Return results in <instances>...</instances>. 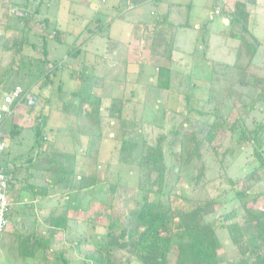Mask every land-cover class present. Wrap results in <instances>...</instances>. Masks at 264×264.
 Segmentation results:
<instances>
[{
    "label": "trees",
    "instance_id": "1",
    "mask_svg": "<svg viewBox=\"0 0 264 264\" xmlns=\"http://www.w3.org/2000/svg\"><path fill=\"white\" fill-rule=\"evenodd\" d=\"M257 1L235 0L220 8L219 13L229 17L228 28L205 33L201 56L211 70L205 71L204 79L186 77L172 66L176 29L185 26L186 19L174 22L171 10L154 17L150 46L167 63L156 66L153 86L164 98L175 93L183 102L174 109L144 103L141 114L134 111L131 116L117 109L119 123L113 133L117 163L137 169L130 205V186L102 177L95 166L102 128L111 126L108 119L115 118V106L131 99L115 97L105 107L104 96L92 91H64L60 76L68 60L76 61L87 53L83 43H76L83 33L89 39L108 22L92 27L93 20L87 22L54 61L49 57L48 40L66 41L57 19L50 15L48 0H0L3 8L17 3L24 8L20 15H6L2 23L0 84L16 66L25 65L24 56L29 68L40 62L41 69L27 90L34 84L39 89L50 87L49 96L69 92L74 100L60 98V111L74 116L81 128L75 135L79 140L88 138L83 151L45 144L46 116L40 114L30 125L34 140L25 153L9 158L6 144L0 166L7 176L6 218L15 224L11 237L18 259H32L36 264H264V207L255 202L264 196V76L250 72L262 45L251 29ZM204 32L199 31L197 41ZM215 49H234V53L229 59H211ZM91 66L90 60L82 59L80 68L69 70L70 78L83 82ZM234 69L239 75L230 91L242 89L238 104L228 109L214 95L213 83L221 76L225 82ZM29 94L20 105L32 106L38 96ZM17 106L16 100L12 109ZM150 108L159 110L160 116L147 119ZM15 112L2 122L5 143L24 130L15 122ZM54 196L66 197L67 202L51 209L39 206L38 201ZM93 202L103 206L106 223L100 224L101 233L94 231L96 222L70 216L72 211H87ZM80 224L88 225L86 232ZM219 231L226 232L227 244H248L235 256L224 255L228 247ZM221 248L224 252L218 253Z\"/></svg>",
    "mask_w": 264,
    "mask_h": 264
},
{
    "label": "rangeland",
    "instance_id": "2",
    "mask_svg": "<svg viewBox=\"0 0 264 264\" xmlns=\"http://www.w3.org/2000/svg\"><path fill=\"white\" fill-rule=\"evenodd\" d=\"M85 1L89 2L90 6H87ZM91 1L95 4V6L91 5ZM170 1L173 0H166L165 2ZM193 1L202 4L206 0ZM260 1L262 7L259 6V8L256 9L257 13L254 15L255 21L251 24V29L255 32L254 34H257V37L261 40L262 45L258 49L250 72L263 77L264 0ZM154 2V0H150L148 5L135 10L133 9L136 6L133 9L128 10L125 5H123L122 7H124V10H122V12H116L115 9L112 8V5H116V0H108L104 4V7H101V9L97 6L101 3L100 0H48L50 15L57 19L58 28L63 30L66 41L64 43L53 39L48 40L49 57L54 61H58L63 56L67 43L73 41L75 35L80 30L85 28L87 22L93 20L90 23L92 24L90 27L95 26V24L97 25L98 23L104 24L108 22L106 26L104 25L99 34H95L89 39L87 38V32L83 33L82 37L79 39L80 41L78 40L76 43H83L87 55H81L76 61L68 60L69 63L66 65L67 68L62 71L60 76L63 80L64 91L77 89H81L85 93L92 91L95 94L104 96L103 106L105 107H107L111 102V99L115 97L121 98L122 96H125L131 99L129 101L123 100L121 105L118 103L113 112L115 118L108 119L111 126H104L102 128V138L98 145V164L95 166V170L99 171L102 177L110 180L117 178L130 186L127 198V204L130 205L133 203L130 197L132 194L134 195V192L131 188L137 182V169L131 165L117 163V143L113 140L114 128H116L119 123V119L116 118V114L118 112L117 109L121 107L120 113L122 115L127 114V116H131L134 111L141 114L144 103L147 105L157 106L159 109H163L164 107L174 109L181 106L183 102L182 97L176 96L175 93H171L169 96L164 98L160 91L153 86L155 82L154 72L156 70V66L159 65L158 63H167V61L163 57L155 54L153 49H151V30H147L146 32L139 26L137 27L138 30L134 32L139 34L138 38L131 39V37L134 36L133 31H135L132 27L133 24L137 25L145 17H148V19L151 20L152 18L158 16V8L156 6L157 3ZM194 11L197 12L202 10L195 9ZM21 12H24V8L18 3L15 5L11 4L6 8L1 7L0 3V32L2 31V23L4 22L6 15L11 13L12 15H20ZM118 13H120V15ZM171 13L174 14V11L171 10ZM257 17H259V23ZM171 18L174 22H183L184 20V18L175 19L173 18V15ZM202 25L203 24L200 23V30L208 29V27ZM150 26L152 28V21L150 22ZM203 36L204 37H201L200 39L201 42L206 41L205 34H203ZM84 40L87 41L85 42ZM128 44L130 46H128ZM233 44L234 43H232V45ZM177 45L179 48L184 50L185 55L183 56L179 53L174 54V51V61L172 66L178 70V72H182L181 74H185L186 77H198L200 79L207 77L208 74L206 72L211 70L209 62L206 63L205 59H203L201 55L191 52L193 51L192 46L190 47L189 42H184L182 39L180 40V37H177ZM233 53L234 49H232V51L226 50L224 52L220 49H215L210 53V58L229 59L233 56ZM27 58V56H24L21 59L22 62L25 63L24 66H21V68L16 66L15 69L5 77L4 82L0 84V99L4 93L11 91L17 85L24 88L27 93L32 92L38 96L34 106L27 104L19 105V110L15 113L14 120L18 124L24 126V130L19 134V136L6 139L7 142L9 141V143L12 144L18 137L19 142H16L15 144H20V149L18 151L20 155L26 152L34 140L30 125L33 123L34 118L41 116L40 114L46 116L45 128L43 129V132L45 133L44 135H48L50 139L45 141V144L48 143L58 146L60 144L59 141H63L60 144V147H63V143L68 144V140L70 141L67 137L69 135L75 136L77 129H81L79 128L80 126L75 124L74 116L72 114L70 115L60 111L62 106L60 107L59 102L61 99L69 101L74 100L73 96L69 95V92H55L53 94L51 93L49 96L50 87L39 89L38 86L34 84L31 89L27 90L28 86L32 84L33 77L41 69L40 62L38 61H35L33 66L29 68V61ZM82 59L87 61L90 60V63L92 64L91 67L86 68L88 70V74H84L86 77L83 82L78 79H71L69 76V70L81 67ZM192 60H198V62L193 64ZM221 67L222 65H219L218 68L220 69ZM2 70L3 67L0 66V74ZM238 73V70L234 69L226 78L227 80L225 82L221 76L219 81L216 80V82L213 83L214 95L217 97V100H219V98L223 100L228 109L232 108L234 103L238 104L237 99L242 88L239 87L230 91V87L232 85L231 83L236 80L239 75ZM103 74L106 79L101 78ZM78 77H80L79 74ZM58 78L59 77L54 78L56 83ZM197 82L199 86L202 85L200 80ZM95 83L98 84L96 85L98 88L93 87V84ZM52 86H54V84ZM132 89L135 91V96H132L131 94ZM46 99H49V101H44ZM57 100H59L58 103H56ZM158 111H154L152 108L148 109L146 112L147 119L150 118L154 120L155 118H158L160 116V112ZM254 113L258 117H262L263 115L258 111ZM66 134L69 135L66 137ZM56 137H58V140H56ZM83 138L85 140L88 139L87 137ZM81 150L83 151V149ZM255 202L256 205L264 207V196L257 199ZM63 203L64 202H49L50 205L48 207L51 209L53 206L62 205ZM213 208L216 209V205H214ZM221 211L222 210H219V212ZM42 214H44V212ZM70 216L72 219L77 221L91 220L96 222L97 227L94 231L97 233H101L103 231L100 224L103 225L106 223L103 214V206L96 202L91 203L87 211H72L70 212ZM14 225V222L10 220L7 228L0 235V264H36V262L32 259L20 260L15 256L11 237V232L15 228ZM80 227L83 233L88 229L87 224H82V226L80 224ZM219 236L226 242L227 234L225 231H219ZM247 244L248 243L245 241L242 246H247ZM227 247L228 248L225 249V252L223 250L224 248H221L218 253L224 252V255L232 257L238 254V249H241L240 246L234 247L229 243L227 244Z\"/></svg>",
    "mask_w": 264,
    "mask_h": 264
},
{
    "label": "crops",
    "instance_id": "3",
    "mask_svg": "<svg viewBox=\"0 0 264 264\" xmlns=\"http://www.w3.org/2000/svg\"><path fill=\"white\" fill-rule=\"evenodd\" d=\"M108 0H105L104 2H101L100 4H98V8L101 9V7H104V4L107 2ZM150 0H145L139 4L136 5V7L133 9H138L141 8L145 5H148ZM157 4V8H158V14L166 12L167 10H173L174 14L173 18L175 19H179V18H184L186 19V24L183 27H180L179 29H177V33H176V37H180V40L182 39L184 42H189L190 47L192 46V50L191 52L196 53L197 55H201V50H202V46H203V42L197 41V38L199 36V31H200V23L203 24L202 26H206L208 27V29L205 30L204 34L207 32H220L222 30H226L228 28V23H229V17H227V14H220V8H226L228 6H231V4L235 1V0H206L204 3L199 4L196 3L193 0H173L170 2H165L166 0L162 1V0H154ZM232 1V2H231ZM154 2V3H155ZM85 3L87 4V6H90V3L85 1ZM115 3V2H114ZM113 4V1H112ZM258 7L261 6V1L258 0L257 1ZM91 5L95 6V4L91 1ZM124 5L123 0H116V5H112V8L115 9V11H120L122 12V10H124V7H122ZM197 9H201L202 11H197L195 12L194 10ZM216 10H219L218 12H216ZM228 10V9H227ZM257 13V11H256ZM120 15V13H118ZM117 14V15H118ZM229 14V13H228ZM256 15V14H255ZM258 16V15H257ZM154 18H152L151 20L148 19V17H145L142 21H140L137 25L133 24V33L136 32L137 27H141L142 29H144L146 32L147 30H151V26H150V22L153 21ZM258 19V23H259V17H257ZM147 22V23H145ZM200 22V23H199ZM257 23V22H256ZM255 23V24H256ZM144 24V25H143ZM131 25V24H130ZM143 26V27H142ZM148 27V28H147ZM255 33V32H254ZM208 34V33H207ZM257 36V34H255ZM139 34L138 33H134V36L131 37L132 38H138ZM128 46H130L128 44ZM175 53H179L181 55H185V52L182 48H179L177 45V50H174ZM183 53V54H182ZM176 57V56H174ZM181 57V56H180ZM174 59V58H173ZM193 61V64L195 62H198V60ZM208 61H206L207 63ZM160 64V63H158ZM163 64V63H161ZM34 104H36V100L34 103H32V106H34ZM19 110V108H17L16 112ZM15 112V113H16ZM69 134H66V137ZM67 138L70 139V141L68 140V144L67 143H63L64 146L60 147V144L63 142L59 141V145L56 147L59 148H69V149H77V150H81L85 148V142L86 140L81 137V139L79 140L76 136H71L69 135ZM50 140L49 136L46 135V141ZM56 140H58V137H56ZM65 141V140H64ZM16 142H19L18 137L16 138V140L10 144L9 141L6 142L7 146H8V155L9 158H14L16 156H19L20 154L18 153L19 149H20V144H15ZM66 142V141H65ZM76 145V146H75ZM28 196H26L27 198ZM19 202H28V201H24V200H20ZM37 202V201H35ZM39 206H41L42 208L45 206H49V202H67L66 197H62L61 199L58 198L57 196H54L50 199H46L43 201H38Z\"/></svg>",
    "mask_w": 264,
    "mask_h": 264
},
{
    "label": "built area",
    "instance_id": "4",
    "mask_svg": "<svg viewBox=\"0 0 264 264\" xmlns=\"http://www.w3.org/2000/svg\"><path fill=\"white\" fill-rule=\"evenodd\" d=\"M104 2L105 0H100ZM145 0H123L126 9H132L137 4ZM218 12V10H216ZM30 96L29 93L23 90L19 85L15 86L14 89L3 94L0 99V157L6 151L5 138L2 134V122L6 116L16 111L19 105ZM18 101L17 108L12 109V105L15 101ZM7 189V176L3 171V167L0 166V233L7 228L8 220L6 218V212L8 210L9 201L6 195Z\"/></svg>",
    "mask_w": 264,
    "mask_h": 264
}]
</instances>
